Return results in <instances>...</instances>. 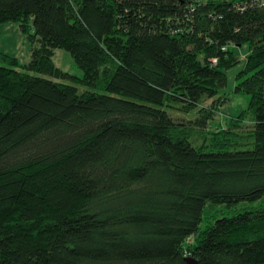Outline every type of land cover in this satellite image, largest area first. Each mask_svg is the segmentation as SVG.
<instances>
[{
	"label": "trees",
	"instance_id": "16d2710c",
	"mask_svg": "<svg viewBox=\"0 0 264 264\" xmlns=\"http://www.w3.org/2000/svg\"><path fill=\"white\" fill-rule=\"evenodd\" d=\"M234 3L0 0L31 47L0 52V264H264V1ZM241 48L250 119L210 130Z\"/></svg>",
	"mask_w": 264,
	"mask_h": 264
},
{
	"label": "rangeland",
	"instance_id": "374dc122",
	"mask_svg": "<svg viewBox=\"0 0 264 264\" xmlns=\"http://www.w3.org/2000/svg\"><path fill=\"white\" fill-rule=\"evenodd\" d=\"M30 43L26 40L25 36L22 35L18 30V25L15 23H6L0 25V52L18 59L21 65L27 64L30 61ZM235 53L240 59V64L230 70L227 73L228 76V85L227 88L224 89V94L227 97L225 103L222 106L218 107V110L215 114V119L211 123L210 130H214L216 127H225L226 122L231 117H236L241 112H246V120L250 119V114L248 112L249 107V97L246 95H239L232 93V89L234 87V76L236 72L242 66V61L246 57V49L241 48L235 50ZM52 61L54 65L59 68L66 75L80 79L82 78V72L76 67L70 55L63 50H56ZM57 82H61L64 84H68L74 86L78 89L79 92H83L84 90H91L76 80L69 78H60V79H52ZM101 93L100 91H98ZM221 96V95H220ZM211 102H205V105L210 106ZM169 114L173 118H181V119H193V112L189 115L180 114L177 112H169ZM243 129L246 128L247 125H242Z\"/></svg>",
	"mask_w": 264,
	"mask_h": 264
},
{
	"label": "built area",
	"instance_id": "2783aa9c",
	"mask_svg": "<svg viewBox=\"0 0 264 264\" xmlns=\"http://www.w3.org/2000/svg\"><path fill=\"white\" fill-rule=\"evenodd\" d=\"M197 1H208V0H197ZM209 1H218V0H209ZM233 1L236 2V3H234L235 5L236 4H238V5H244L245 4V0H233ZM256 1H260V0H256ZM262 1H264V0H262ZM213 62L215 63L216 61L214 60Z\"/></svg>",
	"mask_w": 264,
	"mask_h": 264
},
{
	"label": "water",
	"instance_id": "95a60500",
	"mask_svg": "<svg viewBox=\"0 0 264 264\" xmlns=\"http://www.w3.org/2000/svg\"><path fill=\"white\" fill-rule=\"evenodd\" d=\"M186 261H187L188 264H197V263H196L193 259H191V258H187Z\"/></svg>",
	"mask_w": 264,
	"mask_h": 264
}]
</instances>
